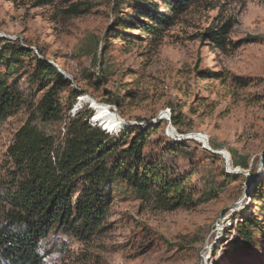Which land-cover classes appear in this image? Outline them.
Returning a JSON list of instances; mask_svg holds the SVG:
<instances>
[{"label":"rangeland","instance_id":"rangeland-1","mask_svg":"<svg viewBox=\"0 0 264 264\" xmlns=\"http://www.w3.org/2000/svg\"><path fill=\"white\" fill-rule=\"evenodd\" d=\"M72 2H82L86 12L65 19L60 8ZM127 2L0 0V38L32 50L28 63L45 58L62 72L67 87L58 94L60 117L31 122L55 146L62 147L78 116L107 135L117 133L114 120L130 135L152 129L143 161L152 150L159 165L188 175L195 201L162 206L120 181L106 189L102 230L84 243L52 228L39 248L44 264H264V0H197L157 41L138 28L116 27L115 16L132 14ZM221 24L230 25L225 49L200 37ZM33 91L35 98L42 94ZM90 102L114 119L100 127ZM30 113L21 109L0 121V192L16 168L7 148ZM114 141L103 140L114 154L128 149L129 137ZM248 218L258 219L255 243L235 244Z\"/></svg>","mask_w":264,"mask_h":264},{"label":"trees","instance_id":"trees-1","mask_svg":"<svg viewBox=\"0 0 264 264\" xmlns=\"http://www.w3.org/2000/svg\"><path fill=\"white\" fill-rule=\"evenodd\" d=\"M54 1L33 0V5H50ZM160 1L166 7L164 12L157 0H129L132 14L115 16L116 27L121 30L138 28L157 41L197 0ZM85 12L82 2L68 3L60 8L65 19ZM229 29L228 24L207 27L200 37L225 49ZM121 32L127 40L128 32ZM32 56V50L0 38V65L4 69L0 70V121L16 115L21 109L31 111L7 148L16 168L10 186L0 192V264H44L46 252H40L39 248L55 227L86 243L102 230L110 204L106 189L120 181L131 186L138 196H151L162 206L193 205L195 192L188 175L173 174L167 165H159L160 159L155 162L152 150L145 157L150 160L143 161L144 139L152 129H141L130 135L129 128L120 130L124 122L120 124L114 120L111 124L117 133L107 135L78 116L70 121L62 147H57L50 136L32 125L34 119L48 122L60 117L58 94L67 87V82L45 58L28 63ZM13 74L16 76L11 77ZM213 75L217 74L204 72L203 77ZM20 78L28 80L29 84L25 87L16 84L14 80ZM33 87L42 91L39 98L34 97ZM90 107L101 118L100 127L114 119V114L105 106L90 102ZM172 123H177L174 114ZM107 136L113 137L114 143L129 137L128 149L123 154H114L112 148L103 143ZM181 145V142L175 144ZM126 151L131 159L123 156ZM259 229L258 219L248 218L237 229L240 243L233 242L254 244V231Z\"/></svg>","mask_w":264,"mask_h":264},{"label":"water","instance_id":"water-1","mask_svg":"<svg viewBox=\"0 0 264 264\" xmlns=\"http://www.w3.org/2000/svg\"><path fill=\"white\" fill-rule=\"evenodd\" d=\"M0 36H2V35H0ZM57 71L62 74V72L60 70L57 69ZM219 226H220V223L217 224L218 228H219Z\"/></svg>","mask_w":264,"mask_h":264}]
</instances>
